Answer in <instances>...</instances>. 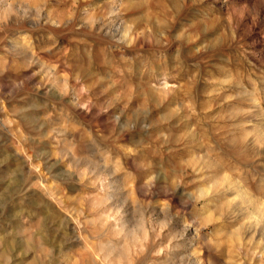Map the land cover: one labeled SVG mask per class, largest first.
Instances as JSON below:
<instances>
[{"label": "rangeland", "instance_id": "rangeland-1", "mask_svg": "<svg viewBox=\"0 0 264 264\" xmlns=\"http://www.w3.org/2000/svg\"><path fill=\"white\" fill-rule=\"evenodd\" d=\"M263 114L264 0H0V264H264Z\"/></svg>", "mask_w": 264, "mask_h": 264}, {"label": "bare ground", "instance_id": "bare-ground-1", "mask_svg": "<svg viewBox=\"0 0 264 264\" xmlns=\"http://www.w3.org/2000/svg\"><path fill=\"white\" fill-rule=\"evenodd\" d=\"M254 132H256V134H258V137H257L258 140H264V124L255 127ZM236 188L238 189V191H245L240 187H236Z\"/></svg>", "mask_w": 264, "mask_h": 264}]
</instances>
